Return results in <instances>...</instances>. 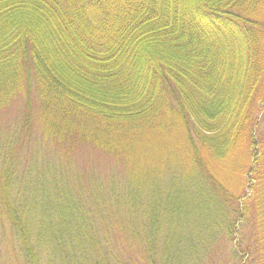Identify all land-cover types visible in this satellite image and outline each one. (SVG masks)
<instances>
[{
	"label": "trees",
	"instance_id": "16d2710c",
	"mask_svg": "<svg viewBox=\"0 0 264 264\" xmlns=\"http://www.w3.org/2000/svg\"><path fill=\"white\" fill-rule=\"evenodd\" d=\"M262 88L264 0H0V110L24 96L22 132L30 140L37 124L52 145L89 147L123 162L128 178H111V190L124 191L126 202L144 194L140 205L161 227L145 242L146 255L157 257L154 240L163 236L162 264H191L189 257L202 260L213 248L210 227L185 226L200 237L182 242L178 224L188 218L161 217L164 204H181L152 183L178 169L175 160L188 186L174 193L188 198V213L199 210L203 182L213 193L229 191L223 196L237 207L227 233L240 239L234 264L248 256L264 264ZM230 160L242 176L236 190L234 169L223 164ZM19 165L2 169L1 202L29 264L51 254L61 257L56 264H114L111 228L97 227L100 213L92 216L61 186L51 206L43 190H20L12 201Z\"/></svg>",
	"mask_w": 264,
	"mask_h": 264
},
{
	"label": "rangeland",
	"instance_id": "374dc122",
	"mask_svg": "<svg viewBox=\"0 0 264 264\" xmlns=\"http://www.w3.org/2000/svg\"><path fill=\"white\" fill-rule=\"evenodd\" d=\"M263 93L264 91H262L261 96ZM35 102L37 105L38 101ZM263 102L260 103V112H258V120L262 123L264 122ZM25 105V97L20 96L10 107L0 110V175L2 169L7 167L8 162L14 161L17 163L20 160V175L17 177L11 176L12 178H10L9 182L12 185L10 189L12 201L14 202L15 198L19 196L18 192L20 190L22 193H24L25 189H33L39 193L43 190V198L41 200H45V203L51 206L54 200L57 201L58 196L55 194H59L57 189L58 186H61L60 188L65 189L67 198L75 197L80 200V205L90 212L92 216H97V213H100L101 220L97 221V227H101L104 230L103 226L107 225L108 228H111L117 248L115 251L117 256L113 259L114 264H162L163 236L156 237L154 240V245L157 248V251H155L157 257L149 258L146 255L145 242L154 233L156 236L159 235L161 227L151 224L153 213L148 210L147 206L140 205V200L144 199V194L142 193V196L138 197L139 199L135 198L134 202H126L121 199L124 191L120 190L114 194L111 190L109 182L111 178L121 179L122 182L128 178L124 163L118 162L117 159L102 153H97L98 151L89 147L76 148L72 145L62 147L52 145L50 141L44 140L41 128L37 124L34 128L35 133L30 135V140L28 134H23L22 132ZM243 154L246 155L245 153ZM242 158L243 155L238 157V160L240 161V166L243 167L246 163L245 161L243 163ZM174 163L177 164L178 169L176 167L173 170L167 169L161 177L153 181L152 187H156L158 184L164 195L181 204V206L175 208L164 204L162 209L165 211L161 217H163V220L172 218L184 220V218H188L192 221L188 224L187 219L186 222L178 224V228L181 229L179 240L182 242L198 240L200 237L188 236L189 233L184 228L185 226L194 224L193 228H197L198 225L210 227V234L205 237H209L207 241L212 243L213 248L206 252V257L202 260H200L202 257L200 259L199 257H189L191 264H199V262H202V264H234V246L239 243L240 239L235 241L233 240L235 236H230L227 233L231 222L232 226L235 224L233 223L235 221L233 220L235 217L233 208L237 207V204H229L224 197L229 195L230 192H224L218 187L219 193H213L208 184L203 182L202 193L195 197L200 211L197 206H193V213H188V208L192 206L188 198L177 197L174 193L182 192V189L188 186L183 182L181 168L178 165L183 164V162L175 160ZM223 164L226 172L228 171L230 174L233 172L232 180L234 182H231L230 185L232 190H236L239 185L243 184L240 169L236 166L238 164L232 160ZM231 168L234 171L232 170L231 172ZM184 170L189 171L186 166ZM245 178L249 179V176ZM63 179L68 181L71 186L62 183ZM245 185L246 197L251 196L253 192L251 190L248 191L249 183H245ZM64 186L65 188H63ZM195 191H198V189L196 188ZM210 197L212 203L207 207L206 204ZM1 201L2 193L0 189V264H29L24 255L20 253V245L11 236ZM183 208H186V210L184 211ZM159 209L161 210V207L157 205L156 211ZM201 214L205 222L200 219ZM110 216H113L112 221L109 220ZM163 230H165L164 226ZM126 236L128 239H125ZM128 240L131 241L129 247L126 246ZM131 245L132 248L130 247ZM127 248L128 250H126ZM15 251L19 253H14ZM249 257H243V261L240 264H250L253 257ZM49 258L50 261L48 258L43 257L41 264H56L61 261L60 256L56 257L53 254Z\"/></svg>",
	"mask_w": 264,
	"mask_h": 264
}]
</instances>
